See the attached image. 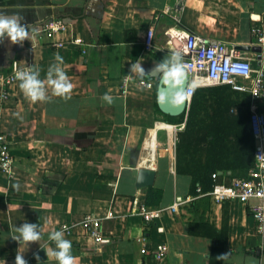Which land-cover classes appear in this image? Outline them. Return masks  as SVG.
Segmentation results:
<instances>
[{"label":"crops","instance_id":"1","mask_svg":"<svg viewBox=\"0 0 264 264\" xmlns=\"http://www.w3.org/2000/svg\"><path fill=\"white\" fill-rule=\"evenodd\" d=\"M0 15L19 17L29 29L22 44L0 41V74L39 69L46 83L59 53L74 84L67 99L46 86L47 99L35 104L17 84L0 105V136L14 158L12 176L0 172V264H15L18 254L26 264H57L45 253L55 247L48 234L64 226L72 228L64 238L75 264H159L144 252L160 244L170 248L162 264H264L250 206L216 205L209 196L213 175L233 186L255 166L250 93L199 86L183 122L169 123L157 107V76L130 72L141 62L150 73L175 52L186 58L195 36L229 49L261 48L240 53L257 59L256 76L264 47L253 44L251 31L261 28L264 38V0H0ZM58 19L67 27L51 40L40 29ZM151 28L154 47L147 50ZM257 107L264 114V101ZM142 169L156 171L153 188L163 192L160 206L149 208L186 202L151 227L140 215L149 190L136 187ZM88 215L101 221L106 243L88 235ZM24 223L40 226L39 241L20 246L11 238Z\"/></svg>","mask_w":264,"mask_h":264},{"label":"built area","instance_id":"2","mask_svg":"<svg viewBox=\"0 0 264 264\" xmlns=\"http://www.w3.org/2000/svg\"><path fill=\"white\" fill-rule=\"evenodd\" d=\"M67 23L64 20H54L45 23L40 29L51 40H54L59 33L65 30ZM262 29L256 27L252 29L251 36L253 44L264 47ZM76 44L82 45L81 40H76ZM60 43L57 46L60 47ZM147 50L154 47V29L148 30L145 41ZM188 55L183 59L186 74L189 79L187 86V101L190 104L194 98L197 87L207 86H230L239 92H248L251 95V130L256 142L255 147V166L249 175L237 181L233 186H227L217 182V175H213L216 181L209 196L216 205L224 202H238L242 205H249L251 213L256 222V235L264 242V114L257 110L258 103L264 101V67L260 68L257 75L256 70L249 59L242 58L240 52L229 49L228 45L220 41H204L195 36H190L187 42ZM18 70H30L14 67L10 73L0 74V86L3 91L0 93V105L8 101L10 91L15 88L19 81L15 78ZM249 83V86L244 82ZM129 79L126 78L124 93ZM140 86L147 88V81H140ZM14 158L9 142L0 136V172L12 176ZM201 193V190L198 189ZM254 202V205H251ZM186 202H176L166 208L153 209L145 205L140 208V215L146 226L151 227L157 222H161L166 215H177L180 206ZM88 229V235L97 243L104 244L107 240L102 233V224L99 219L92 215L86 216L84 220ZM64 234L72 233L70 226H64ZM161 230V229H159ZM170 252L167 244H160L152 252L145 251L149 260L157 263H164Z\"/></svg>","mask_w":264,"mask_h":264},{"label":"clouds","instance_id":"3","mask_svg":"<svg viewBox=\"0 0 264 264\" xmlns=\"http://www.w3.org/2000/svg\"><path fill=\"white\" fill-rule=\"evenodd\" d=\"M29 37V29L25 27L16 16L0 15V41L7 38L12 44L23 43ZM56 64L49 67L46 74V83L41 80L39 69L18 70L15 78L19 81V88L26 99L31 103L41 102L47 99L46 86L52 90V94L62 98H70V93L74 84L70 82L66 73L59 66L63 64V57L57 53L55 55ZM131 73H138L140 77L155 74L158 78L157 102L159 104L168 103L174 107H179L187 96V74L183 63V58L179 52H175L157 63L150 73H145L141 62L131 64ZM103 101L111 105L113 98L104 94ZM17 190L19 185L14 186ZM16 235L11 238L19 245H29L30 242H37L41 239L40 226L37 224L24 223L15 228ZM48 239L54 242L55 247L45 251L47 258L51 257L57 264H75V257L71 254L72 242L64 238V231H52L48 234ZM226 255L220 256L223 258ZM39 261V256L36 257ZM15 264H26L21 254L16 256Z\"/></svg>","mask_w":264,"mask_h":264},{"label":"water","instance_id":"4","mask_svg":"<svg viewBox=\"0 0 264 264\" xmlns=\"http://www.w3.org/2000/svg\"><path fill=\"white\" fill-rule=\"evenodd\" d=\"M235 50L240 53H252V52L260 53L262 52L261 48L259 47L252 48L251 46H237ZM188 82H189V79L187 77V80H186L187 86H188ZM157 106L164 115L170 116L173 118H178L187 113L189 103L187 101V98H185V100L179 107H174L168 103H165L162 105V104H159L158 102H157ZM156 176H157V173L155 170H152V169L139 170L136 187L138 189H145V188L153 187L156 181Z\"/></svg>","mask_w":264,"mask_h":264},{"label":"trees","instance_id":"5","mask_svg":"<svg viewBox=\"0 0 264 264\" xmlns=\"http://www.w3.org/2000/svg\"><path fill=\"white\" fill-rule=\"evenodd\" d=\"M158 107V106H157ZM159 109V108H158ZM191 116V114H190ZM185 115L181 116V117H178V118H173V117H170L168 118L167 122L169 123H175V122H178V123H182L183 122V119H184ZM189 126H190V120L188 121V124H187V129H189ZM253 137V136H252ZM254 139V138H253ZM180 140H181V137H180ZM180 145V142L178 144V147ZM207 149H209V147H206ZM212 174H213V171H211L209 173V177H206V182H210L212 180ZM210 186H211V189H213V186L214 184H212L210 182L209 184V189H210ZM206 187L202 186V189H201V186H200V190H205ZM198 190V189H197ZM162 197H163V192L161 190H158V189H154L153 187L149 188L148 190V193H147V201H146V206L148 207H158L160 206L161 202H162Z\"/></svg>","mask_w":264,"mask_h":264},{"label":"rangeland","instance_id":"6","mask_svg":"<svg viewBox=\"0 0 264 264\" xmlns=\"http://www.w3.org/2000/svg\"><path fill=\"white\" fill-rule=\"evenodd\" d=\"M253 61H254V62H252V64H253V67L255 68V65H256V63H257V59L254 57Z\"/></svg>","mask_w":264,"mask_h":264},{"label":"bare ground","instance_id":"7","mask_svg":"<svg viewBox=\"0 0 264 264\" xmlns=\"http://www.w3.org/2000/svg\"><path fill=\"white\" fill-rule=\"evenodd\" d=\"M149 143V142H148Z\"/></svg>","mask_w":264,"mask_h":264}]
</instances>
